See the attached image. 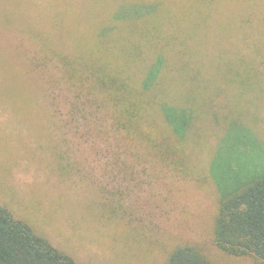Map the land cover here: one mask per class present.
<instances>
[{
	"label": "rangeland",
	"instance_id": "374dc122",
	"mask_svg": "<svg viewBox=\"0 0 264 264\" xmlns=\"http://www.w3.org/2000/svg\"><path fill=\"white\" fill-rule=\"evenodd\" d=\"M0 12L5 60L20 69L29 44L53 41L146 81L153 121L136 154L105 109L63 123L75 110L38 90L46 76L0 74V204L83 264H164L181 242L212 264H257L212 233L221 195L264 175V0H0ZM165 136L175 167L153 145Z\"/></svg>",
	"mask_w": 264,
	"mask_h": 264
},
{
	"label": "trees",
	"instance_id": "16d2710c",
	"mask_svg": "<svg viewBox=\"0 0 264 264\" xmlns=\"http://www.w3.org/2000/svg\"><path fill=\"white\" fill-rule=\"evenodd\" d=\"M11 22V18L0 12V29H5ZM15 22H18L17 18L13 19L14 27ZM41 43L42 45L36 40L37 45H28L26 63H23L20 69L0 55V74H9L11 69H18L26 75L46 76L36 83L38 90L51 99L55 91L61 92L64 100L69 101L70 108L75 110L68 113L66 118L60 116L63 123L68 120L81 124L88 123L89 114L99 113L100 110L104 112L105 109L113 121L107 123V119L103 120L96 116L101 127L95 130H101L102 126H105L103 123L106 122L109 129L115 128L122 136L121 139L130 151L135 149L136 154L139 141H152L149 131L146 128L144 130V127H149L153 123L150 116L152 103L144 95L146 81L139 83L135 79H119L113 75H106L103 72L104 68L99 65L91 62L77 63L68 58L66 53L57 50V45L53 41ZM54 68H58L60 75L54 73ZM71 95L72 98L69 97ZM49 107L59 115L58 109L52 108L51 103ZM86 107H90L91 110ZM79 111L82 114H77ZM100 120H103L102 123H99ZM131 141L132 144H127ZM150 142L148 144H152ZM153 145L164 146V152L158 157L174 166V162L179 158L175 155L176 159L172 160L170 157L169 137L165 136L162 142ZM67 157L69 158L68 154ZM67 157L65 159H68ZM221 196L212 240L219 249L229 255L252 256L257 264H264V175L236 191L223 193ZM0 264L83 263L57 248L47 238L38 234L30 224L15 217L9 209L0 204ZM164 264H212V262L197 245L181 242L173 246Z\"/></svg>",
	"mask_w": 264,
	"mask_h": 264
}]
</instances>
